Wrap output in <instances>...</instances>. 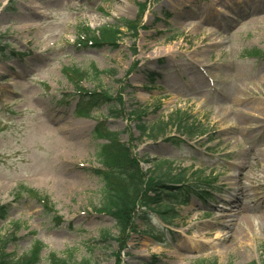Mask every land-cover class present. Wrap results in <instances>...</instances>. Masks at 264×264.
Segmentation results:
<instances>
[{"label":"rangeland","instance_id":"1","mask_svg":"<svg viewBox=\"0 0 264 264\" xmlns=\"http://www.w3.org/2000/svg\"><path fill=\"white\" fill-rule=\"evenodd\" d=\"M247 1L0 0V236L16 232L6 255L21 258L38 241L40 264L53 253L69 264H264L261 209L252 227L241 223L243 238L231 222L235 209L222 212L216 203L240 163L264 177V0ZM135 19L134 43L128 34L118 47L78 45L84 28ZM68 69L86 74L83 89L115 102L79 116ZM134 111H146L142 123L156 138L143 137ZM179 115L194 135L171 125ZM97 129L131 144L143 173L199 172L198 185L208 179L214 198L196 193L168 226L148 210L119 231L97 212L103 183L92 171L107 144ZM244 202L255 206L254 198ZM145 222L164 229L158 252L142 233Z\"/></svg>","mask_w":264,"mask_h":264},{"label":"trees","instance_id":"2","mask_svg":"<svg viewBox=\"0 0 264 264\" xmlns=\"http://www.w3.org/2000/svg\"><path fill=\"white\" fill-rule=\"evenodd\" d=\"M140 14L145 11V6L141 5ZM140 16V18H141ZM137 21L123 20L120 26H108L101 28L97 32L85 29L86 37L96 48H101L103 45L118 47V42L125 37V32L132 34V39L137 38L138 32ZM125 30V32L123 31ZM82 42L79 40V43ZM84 43V42H82ZM85 44V43H84ZM87 45V44H85ZM97 76L100 72H95ZM74 74V75H73ZM79 78H86V74L76 69L71 73V82L75 85L76 90L80 93L82 102L80 103L79 114L85 115L92 109H100L103 105L111 106L115 99L105 91L91 92L81 88ZM119 103L122 105V97H119ZM111 115H116L114 110H110ZM146 115V111H134L133 117L137 119L138 128L143 137L156 138V129L147 128L142 123V117ZM178 120L173 121V124L182 132L194 135L193 125L185 117L179 115ZM162 130V129H161ZM99 131V130H98ZM99 138L107 139V144L100 146L97 159L103 169H94L92 173L97 176L103 183L101 191L102 205L97 210L98 213L109 215L115 219L119 231H124L131 221V225L135 227L132 220L133 216H148L146 212L151 210L157 216L160 215L164 220H171L175 213V204L186 205L189 195L195 190V182L199 178L197 173H190V169L174 173L173 170L167 172L160 171L161 174L156 175L155 171L148 170L143 173L141 169V160L133 154L132 146H127L121 143L119 136L115 133H110L107 129L104 134L98 132ZM156 169V167H153ZM171 168V166H169ZM182 199H185L182 201ZM128 203V204H127ZM5 207H0V218L5 215ZM133 221V222H132ZM144 234H155L150 228L149 223H144ZM20 225H16V229L20 230ZM102 237L104 241L110 240L109 232H105ZM16 232L12 234L11 239L0 236V264H40V253L44 245L40 242H35L31 251L16 259L11 255H6L5 248L14 241ZM49 264H69L67 260H62L56 254L49 256ZM83 264H91L86 261Z\"/></svg>","mask_w":264,"mask_h":264},{"label":"bare ground","instance_id":"3","mask_svg":"<svg viewBox=\"0 0 264 264\" xmlns=\"http://www.w3.org/2000/svg\"><path fill=\"white\" fill-rule=\"evenodd\" d=\"M222 2H226V0H222ZM247 2L251 3V0ZM239 5L240 4H236L237 7ZM206 13L207 12L203 11L202 14L206 15ZM255 106L258 107V110H260L258 102L254 103V107ZM259 156L264 158L263 154ZM252 159L255 162L259 160L258 156L256 157V153L253 154ZM255 167L256 165L252 166V163H248V164L240 163L239 165H237L238 170L236 175L232 177L233 179H230L234 181V185L236 187V192H237V195L234 200V208L236 213L232 216L233 220L231 222L232 225L233 223H238V222L240 224L239 230L237 231V233H235V236L236 235H239V237L244 236L243 232L241 231V229L243 230L241 223H244V225L247 224H249L250 226L253 225L256 210L261 209V212L264 214V177H262V172L255 169ZM247 197L254 198L255 200L254 208L249 207L248 202L243 203V199H246ZM262 219H264V215H262ZM153 250L154 252H158L160 251V248L157 244L156 245L154 244Z\"/></svg>","mask_w":264,"mask_h":264}]
</instances>
